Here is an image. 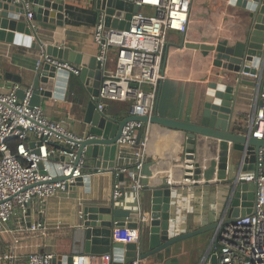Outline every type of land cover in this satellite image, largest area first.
I'll return each mask as SVG.
<instances>
[{
    "label": "built area",
    "instance_id": "built-area-1",
    "mask_svg": "<svg viewBox=\"0 0 264 264\" xmlns=\"http://www.w3.org/2000/svg\"><path fill=\"white\" fill-rule=\"evenodd\" d=\"M130 1L142 10L132 15L128 30L105 28L102 15L95 26L93 39L98 46L96 60L105 67L109 53L116 52L114 71L107 74L104 70L96 108L99 112H105L106 101L126 102L130 103L129 116L149 117L154 110L159 83L176 77L180 72L173 69L166 58L167 32L182 33L184 41L189 42L191 38L188 31L194 20L192 14L196 11L197 0ZM24 6L27 10L26 17L31 20L29 3L25 2ZM143 8L154 9L155 14L146 15ZM197 43H200L199 39ZM262 51L257 74L254 75L258 78V87L253 88L255 91L251 96V113L242 133L249 131L253 138L260 140H264V43ZM44 62L78 75V69H73L67 62L52 61L41 49L36 69ZM144 87H148V90ZM17 88L14 85L10 92H0V236L5 234L10 237L6 244L7 251L0 253V264H20L22 257L25 258V264H53L54 255L50 252L34 250L25 256L20 254L21 234H45L48 229L41 221L30 222L27 226L26 204L34 198L44 201L56 196L58 191H66L67 186L82 175L85 159L82 156L76 161V141L82 137L68 130L63 121L56 122L46 117L41 106L32 105L31 87L24 89L21 98L15 93ZM150 125L152 124L141 121H128L122 128L116 142L117 156H121L124 149L130 150L123 157L133 166L115 167L117 174L122 173L129 179L127 185L123 181H114L112 198L116 202L124 197L125 189L132 190L136 199L142 188L140 171L145 162L147 136L139 144L136 133L144 126H147L148 133ZM65 155L68 161L55 159ZM39 164H42L41 168ZM255 166L256 173L252 169L239 176L248 182H255V212L240 216L225 225L221 224L223 220L219 222L220 226L214 233L210 249L217 256L218 264H264V148L259 149ZM102 170L107 171L96 169L97 172ZM58 176L70 178L53 182ZM189 180L192 179L185 175L182 182L185 184ZM134 205L137 210L140 209L137 199ZM146 219L142 215L135 227H130L127 223L123 226L114 225L111 231L112 241L139 246L142 222ZM206 263L209 264V261ZM71 264H112V255L110 252L75 253L71 255ZM130 264H140L138 256Z\"/></svg>",
    "mask_w": 264,
    "mask_h": 264
},
{
    "label": "water",
    "instance_id": "water-1",
    "mask_svg": "<svg viewBox=\"0 0 264 264\" xmlns=\"http://www.w3.org/2000/svg\"><path fill=\"white\" fill-rule=\"evenodd\" d=\"M227 1L230 6L245 11L249 18V27L245 39L239 47H227L226 44L221 42L216 45L186 42L184 37H182L181 43L176 46L194 49L205 55L213 51L220 52L232 58V61L226 65L227 69L235 73L234 83H225L221 80L207 85L208 103H210L211 109L215 107L216 110L221 107L229 111L230 117L225 122L226 124L222 126L160 116L158 114V104L162 82L159 83L154 110L149 117L127 115L122 119H114L105 112H99L96 107L104 75V65L98 62L95 57L89 58V56L74 52L67 47L54 44L43 45L39 40L34 41L38 29L32 25L33 21H42L57 26L63 25V6L51 0H0V57L8 55L14 45L27 46L36 50L42 49L52 61L67 62L73 69H78V75H75V77L88 94V101L80 122L88 125V130L81 140L76 141L78 147L76 161L83 156L85 163L92 161L95 163L94 168L105 169L120 180L125 175L122 173L117 174L115 170L118 152L116 142L121 135L123 126L128 121L156 124L166 129L181 132L185 138L186 155L183 158L186 161V177L197 180L202 174L204 180L208 181L215 172L216 180L221 181V183L225 181L229 187L228 199L223 209L224 219L221 222L225 225L240 216L255 212V182H248L244 178H239V176L246 170V167L244 168L245 164L248 169L251 168L256 173V156L259 149L264 148V140L253 138L249 131L246 134L237 133L230 127V119L233 116L237 102L242 97V88L252 87L256 89L258 87V78L254 75L257 74L258 62L263 55L264 0ZM25 2L33 4L31 20L26 17ZM94 5L95 10L103 16L104 27L116 30H128L132 15L140 13L142 10L140 6L134 5L130 0H94ZM3 59L7 61V57ZM6 76L8 77L9 74H6ZM71 76H74V74L70 71L44 62L40 71L36 74L35 82L36 86H39L43 91L55 87L56 94L60 95ZM144 89L148 90V87H144ZM73 124L71 119L63 123L70 131H72ZM200 137L219 141L217 158L211 160L204 171L200 169L196 153ZM57 147L65 149L67 152L70 151L68 148ZM228 152L231 153L232 170H229L230 172H227L226 164ZM55 159L68 161L66 155ZM152 166V161L144 162L140 171L141 190L149 194V206L146 213L141 208L134 210L132 208L116 207V201L112 197L106 204L83 206L81 208L78 218L80 228L76 233L80 235L85 254L105 253L93 252L100 250L99 246L101 245H110L112 264H130L137 256L140 262L149 259L152 264H178L175 258L164 260L161 254L167 248L183 240L205 232L214 231L215 233L219 228L220 223H214L210 226H203L175 236H169L171 190L177 186L171 185L167 177L159 176L155 177L158 183L150 184V179L153 177ZM39 167L41 168L42 164H39ZM87 167L86 164L82 175L75 178L67 186V190H74L77 186H89L91 172H87ZM68 178L70 177L58 176L52 181H63ZM244 192H246V196H244ZM29 206L30 203H27V226L30 224ZM245 207H248V210H244ZM146 214L148 218L142 222V227L147 229L146 248H143L144 244L141 243L137 246L133 243L124 244L112 241L111 231L114 225L123 226L127 223L130 227H135L140 217ZM212 244L213 238L209 242L200 264H205L206 261H209V264H218L217 256L210 252ZM56 259L58 262L63 260L64 264H71V255L64 256V258L54 256L53 264H56Z\"/></svg>",
    "mask_w": 264,
    "mask_h": 264
},
{
    "label": "crops",
    "instance_id": "crops-1",
    "mask_svg": "<svg viewBox=\"0 0 264 264\" xmlns=\"http://www.w3.org/2000/svg\"><path fill=\"white\" fill-rule=\"evenodd\" d=\"M53 2L63 6V25L57 26L42 21H33L32 25L38 29L34 41L39 40L43 45L54 44L67 47L74 52L89 56V58L95 57L98 46L94 42L93 35L100 14L95 10L94 0H53ZM28 3L29 9L33 12V4ZM217 3L219 5L222 3L221 8H223V1L219 0ZM225 4L230 7L228 2ZM205 6L203 5L204 8ZM248 27L249 22L244 33L232 38L219 35L218 32V35L214 34L213 37L208 38L203 33L204 29L201 28L199 40L204 44L216 45L221 42L220 39H217L224 37L225 41L221 43L226 44L227 47H239L245 39ZM6 32L8 31L6 30ZM229 39L234 41L227 44ZM186 40L188 39L186 38ZM167 47V60L172 64L173 69L180 70V72L176 77L162 82L158 114L196 123L206 122L214 126L225 125L230 117L229 111L221 107L216 110L215 107L211 109V105L208 103L207 85L221 80L225 83H234L235 73L227 69L226 65L232 61V58L215 51L205 55L200 51L186 47L176 48L169 45ZM40 51L41 49L36 50L27 46L14 45L8 55L0 57V92L8 93L14 85H17L18 88L15 93L21 98L24 89L31 87L33 90L32 105L41 106L46 117L52 121H63L64 123L66 120H73L72 132L80 137L85 136L88 125L80 122V119L88 101L87 92L79 84L75 75L71 76L60 95L56 94L55 87L45 91L39 86L37 87L35 77L41 67L36 69V61ZM6 57L7 61L3 59ZM115 60L116 52L112 51L109 53L104 67L107 74L114 71ZM6 74L9 76L7 77ZM242 90L241 100L237 102L230 119V127L237 133H243L245 124H247V118L251 113V96L255 91L252 87H243ZM116 104H106L105 113L114 119H122L116 115L114 110ZM127 115L128 113L124 117ZM67 126L69 125L67 124ZM146 127L138 130L136 137L138 141L140 136L141 142L147 136L145 162H153L151 167L153 177L150 179V184L158 183L155 177L159 176L167 177L171 185L177 186L171 190L169 236L221 222L224 219L223 209L229 192L226 182L217 181L214 172L208 181H205L201 174L197 180H189L184 184L182 182L186 173V161L183 158L186 155L184 136L177 130L166 129L156 124L150 125L149 131L146 133ZM218 144V140L211 138L200 137L198 139L196 153L202 171L209 166L211 160H216L219 152ZM123 151L126 154L124 152H121V156L118 154L116 165H128L132 168L133 164L123 157L128 155L130 150L124 149ZM226 158L227 172H230L229 170H232L230 152ZM86 164L89 170L87 172H91L88 187L77 186L74 190L58 191L56 196L44 201L34 198L30 202L29 222H44L48 229L45 234L40 232L22 234L24 236L23 241L20 237L22 243L20 254L22 256L34 250L50 252L54 256H62L63 258L75 253H84L83 242L80 241V235L76 233L80 228L78 218L81 208L83 206L103 205L109 202L115 180L123 181L125 185L129 182L127 176L120 180L111 172L104 170L97 172L93 166L95 163L92 161ZM245 167L246 170L243 172L245 174L252 170L251 168L248 169L246 164ZM243 194L246 196V192ZM136 199L138 206L140 205L141 210L146 213L149 206V194L140 190ZM136 199L132 190L125 189L124 197L116 202V207L137 210L134 205ZM244 210H248V207H245ZM145 216L147 217V214ZM206 235L210 242L214 231L209 234L207 232ZM146 236L147 229L142 228L141 244H144L143 248H146ZM9 241L8 235L0 236V253L7 251L6 244ZM175 246H172L171 250ZM99 247L100 250L93 253L111 252L110 245ZM175 249L181 250L182 247H175ZM161 256L164 260L175 258L178 262L175 253L170 255L168 249ZM56 261V264H64L63 260L58 262L56 259ZM20 264H25L24 257H22ZM140 264L152 263L148 259L140 262ZM178 264L180 263L178 262Z\"/></svg>",
    "mask_w": 264,
    "mask_h": 264
},
{
    "label": "rangeland",
    "instance_id": "rangeland-1",
    "mask_svg": "<svg viewBox=\"0 0 264 264\" xmlns=\"http://www.w3.org/2000/svg\"><path fill=\"white\" fill-rule=\"evenodd\" d=\"M218 1L219 0H205L203 2V5H206L205 8L200 5L196 8V11H193L192 17L195 18L196 16L197 18H195V20H198V22H192V30L190 28L188 31L190 33V38L193 37L194 39H199L201 37V28L204 29L203 33L208 38L213 37L214 34L218 35V33L219 35L227 36L230 38L236 37L240 35V33H244L249 22L247 13L242 9H238L233 6H226L225 3L228 2L227 0H220L223 1V8H221L222 3H220L219 5L217 3ZM143 9H147L144 10V14L146 15L155 14L154 9ZM182 37V33L171 31L167 32L166 46H178L182 41ZM108 103L116 104L112 101H106V104ZM139 141L140 137L138 138V142ZM206 233L207 232L183 240L175 244L176 246L173 245L175 247H182L181 250H176L175 247H173L172 250L171 247L167 248L168 250H170V255H172V253H175L180 264H199V261L202 259L204 252H206L209 246V241L207 239ZM209 233H211V231L208 232V234ZM20 237L23 241L24 236L21 234Z\"/></svg>",
    "mask_w": 264,
    "mask_h": 264
},
{
    "label": "trees",
    "instance_id": "trees-1",
    "mask_svg": "<svg viewBox=\"0 0 264 264\" xmlns=\"http://www.w3.org/2000/svg\"><path fill=\"white\" fill-rule=\"evenodd\" d=\"M116 107H115V111H116V115L120 118H123L124 115H126V113H128L129 108H130V103H124V102H116ZM1 156V155H0Z\"/></svg>",
    "mask_w": 264,
    "mask_h": 264
},
{
    "label": "bare ground",
    "instance_id": "bare-ground-1",
    "mask_svg": "<svg viewBox=\"0 0 264 264\" xmlns=\"http://www.w3.org/2000/svg\"><path fill=\"white\" fill-rule=\"evenodd\" d=\"M205 0H197V4H196V8L197 7H199L200 5H202L203 6V2H204ZM195 18H197L196 16H195ZM195 20V19H194ZM192 21V22H198V20H195V21ZM220 39V40H219ZM217 40H219V41H225V38L224 37H220V38H218ZM234 40H227V44L229 43V44H231V42H233ZM189 42H198V39L197 38H191L190 40H189ZM235 44V43H234Z\"/></svg>",
    "mask_w": 264,
    "mask_h": 264
}]
</instances>
